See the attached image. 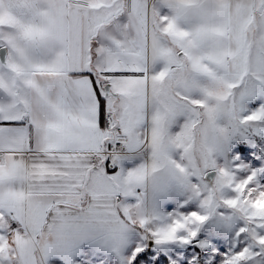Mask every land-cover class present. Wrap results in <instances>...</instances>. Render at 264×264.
<instances>
[{"label":"snow or ice","instance_id":"obj_1","mask_svg":"<svg viewBox=\"0 0 264 264\" xmlns=\"http://www.w3.org/2000/svg\"><path fill=\"white\" fill-rule=\"evenodd\" d=\"M0 264H264V0H0Z\"/></svg>","mask_w":264,"mask_h":264}]
</instances>
